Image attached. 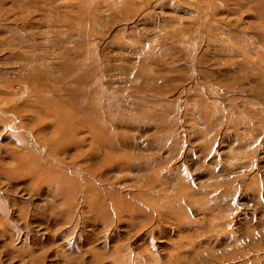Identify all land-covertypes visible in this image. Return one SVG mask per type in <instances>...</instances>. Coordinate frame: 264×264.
I'll return each mask as SVG.
<instances>
[{
    "label": "rangeland",
    "instance_id": "obj_1",
    "mask_svg": "<svg viewBox=\"0 0 264 264\" xmlns=\"http://www.w3.org/2000/svg\"><path fill=\"white\" fill-rule=\"evenodd\" d=\"M0 264H264V0H0Z\"/></svg>",
    "mask_w": 264,
    "mask_h": 264
}]
</instances>
